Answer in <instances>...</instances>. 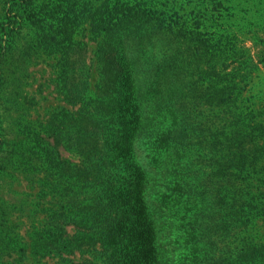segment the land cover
<instances>
[{
    "label": "trees",
    "instance_id": "16d2710c",
    "mask_svg": "<svg viewBox=\"0 0 264 264\" xmlns=\"http://www.w3.org/2000/svg\"><path fill=\"white\" fill-rule=\"evenodd\" d=\"M29 1L20 4L41 31L37 45L59 55L57 90L66 104L77 105L75 111L55 110L41 133L32 134L38 149L32 168H42L58 191L56 205L40 212L42 230L35 229L30 252L74 264L72 257L90 249L105 257L103 264H124L135 262L141 249V260L153 264L165 250L156 244L164 231L142 198L132 205L123 195L143 190L137 142L154 121L156 140L149 148L172 149L181 171L166 187L169 195L199 199L215 223L214 235L202 226L197 240L190 225L180 228L188 249L202 244L194 260H203L206 244L219 240L237 246L215 264H264V240L247 235L238 241L264 216V0L60 2L45 11ZM80 32L96 44L93 87L85 66L88 44L85 37L75 40ZM71 48L80 59L71 58ZM60 147L77 161L62 156ZM20 167H27L21 155L0 143V177L12 168L19 176L31 174ZM130 168L140 173L126 187ZM74 186L80 198L68 195Z\"/></svg>",
    "mask_w": 264,
    "mask_h": 264
},
{
    "label": "rangeland",
    "instance_id": "374dc122",
    "mask_svg": "<svg viewBox=\"0 0 264 264\" xmlns=\"http://www.w3.org/2000/svg\"><path fill=\"white\" fill-rule=\"evenodd\" d=\"M94 1L101 0H30L28 5L36 11L40 9L45 11L44 6H49L50 3L62 2L66 5ZM20 3L21 0H0V143L3 149H14L21 155V159L27 166L22 168H28L31 174L19 176L12 168L11 172L0 177V264H61L51 256L38 257L30 252L29 244H32L31 237L35 229L42 230L43 215L40 212L50 209L53 204L56 205L55 192L58 191L51 190L50 179L40 173L42 168L35 166L37 171L32 168L37 156L36 150H38L34 147L32 134L41 133V127L55 110L63 108L75 111L77 105L72 107L62 100V95L57 90L58 84L62 85L58 80L59 55H49L50 53L43 48V43L41 47L37 45L41 31L28 22L26 19L28 14L24 12V7ZM19 15L25 20L21 22V25H18L21 20ZM84 37V41L88 44L85 66L89 74V82L93 87L97 83L99 72L95 58L96 44L91 41L92 38L86 32H80L75 40H81ZM247 46L251 47V42H248ZM70 50L71 58H81L77 50L74 48ZM259 51L257 47L252 49L256 59L257 57L259 59ZM261 72L264 76V68H261ZM153 123L154 121L151 124ZM151 124L143 140L137 142V147L141 149L137 155L138 163L142 164L139 171L145 173L142 179L143 190L140 193H130L126 189L123 201L135 205L142 198L148 211L156 217L157 227L164 231V234H159L156 244L164 245L165 250H161L160 254L153 258V264H182L184 259L188 264H215L219 254L227 250L234 252L237 243L231 242L229 247L219 240L217 243L216 241L213 244L208 243L204 249L203 260H194L201 255L199 249L202 248V244L198 243L193 251L183 245L181 227L185 225L183 227L185 230L190 225L191 234L197 240L202 237L200 232L202 226L209 230L208 233L214 235L215 223L210 224L206 209L199 203V199H188L185 195L181 196L180 192L169 195L166 187L178 179L181 171L179 166H174L172 149L169 151L168 148L155 144H153L154 148H149L152 141L156 140L151 133L154 129V125ZM62 149V147L59 148L62 156L67 157V152ZM68 158L71 161H77L75 154L69 155ZM22 168L20 167L21 170ZM139 171L135 168L127 170L126 178H124L126 187L135 181V175L140 173ZM119 186L118 183L110 188L118 189ZM67 192L69 196L75 193L73 195L75 198L81 197L79 187L74 186L71 192ZM59 193H61L60 190ZM247 235L258 239L254 242L264 240V216L258 217L255 224L239 236V243ZM212 237L215 238V236ZM137 244L138 242H133L131 249H137L134 248ZM20 247L29 249L24 256L18 252ZM89 251L82 258L75 255L71 260L74 264H84L88 261L103 264L105 257H99L90 249ZM137 251L140 254L135 258L137 260L133 263L128 260L124 264H137V262L151 264L149 260L145 262L141 260L145 250Z\"/></svg>",
    "mask_w": 264,
    "mask_h": 264
}]
</instances>
